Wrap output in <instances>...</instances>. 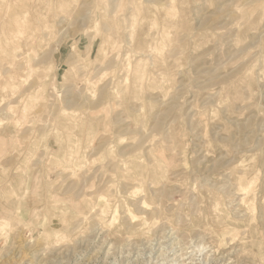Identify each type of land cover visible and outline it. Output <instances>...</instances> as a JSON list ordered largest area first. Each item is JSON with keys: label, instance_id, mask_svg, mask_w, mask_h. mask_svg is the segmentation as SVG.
<instances>
[{"label": "rangeland", "instance_id": "374dc122", "mask_svg": "<svg viewBox=\"0 0 264 264\" xmlns=\"http://www.w3.org/2000/svg\"><path fill=\"white\" fill-rule=\"evenodd\" d=\"M0 264H264V0H0Z\"/></svg>", "mask_w": 264, "mask_h": 264}, {"label": "bare ground", "instance_id": "6f19581e", "mask_svg": "<svg viewBox=\"0 0 264 264\" xmlns=\"http://www.w3.org/2000/svg\"><path fill=\"white\" fill-rule=\"evenodd\" d=\"M33 179V178H32ZM36 180H37V178H36ZM32 184V183H31ZM35 184V183H34Z\"/></svg>", "mask_w": 264, "mask_h": 264}]
</instances>
